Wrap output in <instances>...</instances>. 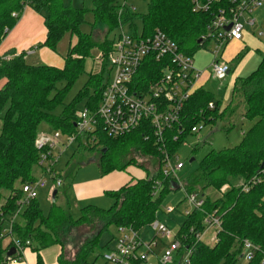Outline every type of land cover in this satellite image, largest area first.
<instances>
[{
  "label": "trees",
  "instance_id": "trees-1",
  "mask_svg": "<svg viewBox=\"0 0 264 264\" xmlns=\"http://www.w3.org/2000/svg\"><path fill=\"white\" fill-rule=\"evenodd\" d=\"M91 1L93 26L102 24L108 33L126 24L134 27L137 15L131 8L119 6L115 0ZM222 6L223 0L212 4L209 11L198 13L193 11L192 0H149L147 13L139 17L143 24L141 37L160 30L182 52L192 56L200 48L213 12ZM25 7L44 14L45 39L35 48L55 52L64 37L68 38V47L61 67L29 64L26 53L14 51L8 53V60L0 57V230L5 226L4 220L17 208L21 186L37 179L35 170L42 174L37 167L39 155L35 148L41 127L47 126L62 135L73 134L76 104L88 99L86 107L94 110L110 77V74L105 77L104 71L112 41L107 37L100 41L96 33H83L80 26L86 10L65 6L62 0H0V44L17 25ZM130 33L138 35L135 31ZM93 47L102 52L99 72L85 67ZM261 53L258 68L246 78L235 80L233 95L237 102L233 108L230 104L220 111V102L216 101L214 109H209L213 97L200 87L182 109V133L179 134V126L165 133L167 150L173 155L188 135L197 134L191 132L193 127L222 121L226 114L232 117L240 106H243L242 118L250 123L238 145L210 150L184 180L182 187L186 193H199L204 199L201 209L185 215L176 235L182 249L192 250L187 264H236L245 240L259 248L247 264H264V173L261 172L264 167V49ZM83 72L87 73L84 88L65 105L66 95ZM159 73L158 63L149 60L137 78L150 82ZM58 83L62 86L57 87ZM58 106H63V110L60 116H55ZM95 136L91 140L79 136L73 156L83 159L97 153L100 177L114 171L125 172L130 166L142 170L145 176L130 177L119 189L106 191L105 196L112 200L109 208L87 205L79 210L77 218L55 201L45 216L37 198L32 199L19 213L13 233L21 242L30 241L28 249L35 255L34 264H45L41 252L53 245L59 249L56 264H89L91 254H96L94 260L102 254L98 251L103 248L99 244L103 232L110 226L140 231L150 225L156 220L165 196L173 191V184H179L163 176V157L147 125L119 137H109L104 132ZM175 136H178L176 140ZM74 171L69 167L64 175L55 172L52 180L59 178L64 186V179H72ZM157 182L161 188L155 194ZM243 185L249 186L248 191L243 190ZM68 187L65 184L62 193ZM207 190L214 191L215 196L205 194ZM58 194L57 191L54 199ZM208 214H215L221 221L213 245L197 242L194 237L195 233L204 231L203 221ZM8 247L0 238V264H7ZM105 248L109 249L108 245Z\"/></svg>",
  "mask_w": 264,
  "mask_h": 264
},
{
  "label": "built area",
  "instance_id": "built-area-1",
  "mask_svg": "<svg viewBox=\"0 0 264 264\" xmlns=\"http://www.w3.org/2000/svg\"><path fill=\"white\" fill-rule=\"evenodd\" d=\"M222 0H192L194 12H207L214 3ZM264 7V0H223V6L218 7L212 14L210 21L205 27V33L201 37L200 47H206L213 43L212 58L209 64V76L223 79L229 72V64L223 59V49L228 42L242 41L248 28L256 25L254 12ZM124 26H120L117 35L111 44L108 54V67L110 77L104 88L98 106L91 110L88 107L75 113V132L64 135L53 132L47 135L40 132L35 139V148L38 152V165L41 176L29 184L21 186V197L18 199L16 210L4 220L5 226L0 230V238L9 245L8 250L13 247L15 253L8 259L7 264H27L25 251L30 246V241L21 242L13 233V226L19 213L34 198L37 191L46 185V176L51 179L55 156L54 149L61 146L77 143V138L89 137L94 139L96 134L104 132L109 137H119L147 125L153 133L155 145L163 157L162 174L165 178L177 179V174L183 169V164L178 161L176 154L170 155L167 150L165 133L179 126L181 128V112L186 101L200 88V79L204 72L194 67L193 57L182 52L178 45L160 30L146 37L125 33ZM229 27V29H227ZM256 35L264 38V13ZM33 49L29 50L31 54ZM8 60V55L4 57ZM149 60H154L159 65V76L150 82H141L138 75ZM214 109L213 104L208 105ZM203 128L202 124L191 129L192 133H198ZM179 136V135H178ZM174 137V140L178 138ZM264 173V167L261 170ZM58 186H62V180L57 178ZM161 184L157 182L155 194L159 193ZM249 186L243 185V190L248 191ZM186 198L192 210L201 209L204 199L197 193H186ZM172 210L167 209L170 213ZM190 212H186L188 215ZM151 230L162 238L171 239L172 233L161 222L155 220L148 225ZM204 231L195 233L197 242H202L205 231L220 229L221 221L215 214L206 215L203 221ZM192 231V230H191ZM139 231L130 228H118L114 247L102 253L99 258L100 264H187L192 250L182 249V244L176 236L173 241L166 245L161 257L157 262L150 261L153 248L157 245L156 240L144 243L139 237ZM243 249L246 251L244 259L251 261L259 248L253 243L245 240ZM178 255L174 261L173 254ZM181 255V256H180Z\"/></svg>",
  "mask_w": 264,
  "mask_h": 264
},
{
  "label": "rangeland",
  "instance_id": "rangeland-1",
  "mask_svg": "<svg viewBox=\"0 0 264 264\" xmlns=\"http://www.w3.org/2000/svg\"><path fill=\"white\" fill-rule=\"evenodd\" d=\"M65 6H72L75 9L84 8L86 14L84 16V23L80 26V30L83 33H96L97 39L102 41L104 37H107L112 41L117 35H119L120 30L115 29L112 32L108 33L106 27L102 24H97L93 26L94 16L92 13V1L91 0H62ZM117 5L126 6L131 8L137 18L134 19V27L129 25H124L123 30L125 33H130L135 31L136 34L141 35L143 31V24L140 20V16L144 15L148 11V2L149 0H115ZM264 13V7L257 9L253 17L256 19V25L254 27L248 28L246 30V35L242 42H228L223 49V59L226 62H229L230 72L223 79H216L209 76V64L212 58L211 52L213 51V43L210 42L206 47H200L197 49L192 57L194 67L204 72L203 77L200 79L199 86L204 90L209 92L212 95V101L210 104H215L216 101L220 102L219 108L220 111H223L231 104L233 108L237 102L236 96L233 95L234 82L237 79L246 78L252 72H254L262 58L261 51L264 49V38H259L256 35V32L259 29L262 17ZM37 21L39 22L38 27H35L36 30L41 26V23L44 25V14L36 13ZM75 37L72 38V44L75 43ZM40 44V43H38ZM37 44V45H38ZM36 45V46H37ZM68 47V38L64 37L59 44L57 45L56 51H48L50 60L56 64H63V57L66 55ZM36 49V48H35ZM29 49L26 51V55L29 54ZM35 53H39V50H35ZM34 53V54H35ZM33 55V54H32ZM37 55L32 56L36 58ZM102 57V52L98 50L97 47H93L90 51V57L86 60L85 67L86 69H91L93 72H99L101 69L100 59ZM31 64L41 65L44 64L42 61L32 62L27 61ZM86 70V71H87ZM110 74V69L107 67L104 71V76L108 77ZM87 81V73L83 72L76 79L74 85L66 95L64 99V104H69L74 97L84 88ZM62 83H58L57 87H61ZM88 99H83L76 104V111L84 109L87 105ZM63 106H58L54 110L55 116H60L62 113ZM243 111V106H240L235 115L232 117L229 114H226L222 121H215L209 125H203V128L199 130L196 135H188L185 139V142L182 143L176 150V156L178 161L183 164V169L178 172L177 179L179 182L180 188L169 192L162 201L161 208L157 212L156 220L164 224L168 230L172 233L171 239H164L159 235H156V232L151 230L149 226L142 228L138 234L144 243H149L152 240H156L157 245L153 248V254H151L150 261L157 262V259L161 257L164 252L166 245H169L173 241V237L177 235L181 226L185 221V213L191 212L192 207L186 198V192L184 190L183 183L184 180L191 175L197 168L206 153L210 150L220 151L227 148L235 147L239 144L242 139L243 133L250 127V123L244 120L241 116ZM221 113V112H220ZM230 128V130H229ZM41 132L52 135V131L47 126L41 127ZM66 135L62 138L63 141L66 140ZM77 143L61 146V144L54 149L55 163L54 170L57 175H64L68 172L69 167H72L75 171L73 178L70 177L64 179V186H58L57 181H53L50 176H46V185L43 188H39L37 191V202L43 213V215H48L51 208V202L55 201L58 205L68 208L71 215L74 218L79 216V210L87 205H94L100 208L107 209L112 205V200L107 196L103 195L101 198H94L91 201H85V198H80L81 190L75 191L73 185L78 183H83L86 181H91L94 178H98V167H97V158L98 154L89 155L85 158H79L77 155L73 156L74 150L77 147ZM193 161L190 163V160ZM68 166V167H67ZM128 172L131 175L137 176L140 174L138 169L130 166ZM126 172H121V175L126 177ZM151 172V169H149ZM35 175L40 176L39 172L35 170ZM139 176V175H138ZM136 179V178H135ZM68 187L66 193L63 192V188ZM95 187V186H93ZM91 188L89 187L88 190ZM57 190L59 192L57 198L53 200L52 193ZM207 195H210L211 198L215 196V192L212 190H207L204 192ZM199 194V193H198ZM171 209L170 213H167L166 210ZM18 220V218L16 219ZM215 230L209 229L205 231L203 235L204 243L208 245L214 244ZM117 237V229L114 226H110L107 231L103 232L99 239V244L102 249L98 253L106 252L105 246L108 245L109 248L114 247V240ZM245 250L242 251V256L236 264H247V261L244 259ZM58 253V247L53 245L42 251V257L46 264H54L56 261V255ZM181 256V255H180ZM96 254H91L88 258L89 264H100L101 259L98 257L96 260ZM174 261L178 260V255L173 254Z\"/></svg>",
  "mask_w": 264,
  "mask_h": 264
},
{
  "label": "crops",
  "instance_id": "crops-1",
  "mask_svg": "<svg viewBox=\"0 0 264 264\" xmlns=\"http://www.w3.org/2000/svg\"><path fill=\"white\" fill-rule=\"evenodd\" d=\"M36 18L37 16L35 15V12L31 8L29 7L24 8L21 19L0 44V57L1 58L6 57L10 51H14L17 54H19V53H26L27 49L30 50L34 48L31 54L28 55L25 54L26 61H30L31 59V61L34 62L38 58V61L44 62L45 65H53V66L61 67V64H56L50 60V57L48 55L49 53L46 48H40L38 49L39 53L37 54L35 53V50H37V48L35 49V46L38 43H43L45 39V27L43 23H41V26L37 30L35 28L38 27L40 22V21L38 22ZM245 35L246 33L244 34V37ZM233 42L240 43L242 41H233ZM35 55H37L36 58L35 59L32 58V56ZM227 63L229 64V62ZM32 65H36V64H32ZM128 168L126 169L127 172H128ZM138 172L140 173L138 174L139 176L131 175L130 172H128L126 177L124 175L122 177L121 172L114 171L103 177L99 176L98 178H94L91 181L78 183L77 185L75 184L73 185V187L77 192L78 190L82 191L81 195H79L80 198H85V201H89V200L91 201V199L94 198L95 199L101 198L103 195H105L106 191H113L119 189L129 181L130 177L136 179L144 178L145 173L140 169H138ZM89 187L91 188L90 190H88ZM58 253H59V249H58ZM41 256H42V252H41ZM25 261L27 262V264L35 263V255L29 249L25 251ZM54 264H56V262Z\"/></svg>",
  "mask_w": 264,
  "mask_h": 264
},
{
  "label": "water",
  "instance_id": "water-1",
  "mask_svg": "<svg viewBox=\"0 0 264 264\" xmlns=\"http://www.w3.org/2000/svg\"><path fill=\"white\" fill-rule=\"evenodd\" d=\"M227 29H229V27H228ZM192 161H193V159L190 160V163H191ZM179 188H180L179 184H177V183L173 184V190H177V189H179ZM56 193H57L56 190L53 191V193H52L53 200H54V197H55ZM14 253H15V249H14L13 247H11V248L7 251V253H6L5 261L7 262L8 259H9Z\"/></svg>",
  "mask_w": 264,
  "mask_h": 264
}]
</instances>
